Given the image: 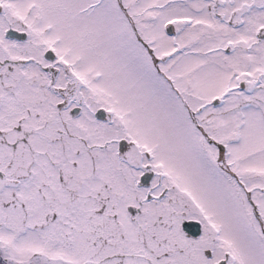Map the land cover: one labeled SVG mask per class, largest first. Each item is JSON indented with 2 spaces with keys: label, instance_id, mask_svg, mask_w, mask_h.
Wrapping results in <instances>:
<instances>
[{
  "label": "snow or ice",
  "instance_id": "obj_1",
  "mask_svg": "<svg viewBox=\"0 0 264 264\" xmlns=\"http://www.w3.org/2000/svg\"><path fill=\"white\" fill-rule=\"evenodd\" d=\"M0 264H264V0H0Z\"/></svg>",
  "mask_w": 264,
  "mask_h": 264
}]
</instances>
